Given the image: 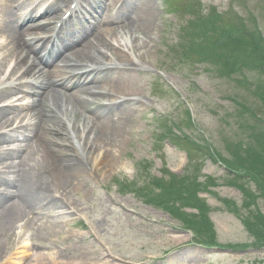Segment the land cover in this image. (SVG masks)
I'll list each match as a JSON object with an SVG mask.
<instances>
[{"label":"rangeland","instance_id":"1","mask_svg":"<svg viewBox=\"0 0 264 264\" xmlns=\"http://www.w3.org/2000/svg\"><path fill=\"white\" fill-rule=\"evenodd\" d=\"M117 1L107 0L113 6ZM146 1L154 7L146 30L138 27L137 19H113L118 40L114 38L112 43H120L139 65L130 71L128 82L122 83L129 87L123 99L142 105L129 131L113 147L106 148L111 162L97 171L88 164L79 184L75 182L63 192L67 207L75 214L73 220L61 232L44 239L32 241L25 236L20 241L0 240V264H264V167L262 163L257 165L261 150L255 149L258 141L264 143V125L253 123L257 109H248L252 105L253 109L264 110V86L255 71L244 70L246 73L234 76V81L228 80L211 62L179 59L174 47L180 42L190 6L203 7L204 12L216 8L219 13L231 8L238 16L249 18L250 33L264 38V0ZM138 3L132 8L138 9ZM99 30L102 33L103 29ZM0 37L6 36L0 33ZM99 43L95 42L88 56L87 51L78 56V61L95 64ZM20 47L29 61L24 44ZM104 50L111 56L109 48ZM12 54L13 50H0V56L5 57L1 69ZM116 67L122 71L130 66L119 63ZM82 69H74L72 74ZM261 82L264 85V78ZM70 92L58 89L50 98L48 92L41 93L52 110L57 103L66 113L68 108L77 109ZM21 96H12L16 105L21 104ZM79 99L88 100L91 109L105 103L83 94ZM187 104L194 127L185 113ZM119 109H115L116 116H121ZM26 113L21 112L16 123ZM13 115L7 117L13 119ZM64 120L71 133L75 118ZM171 133L207 143L211 157L195 152L191 159L190 147L184 141L170 139ZM163 136L167 137L160 138ZM35 150L31 147L30 152ZM102 152L97 151L94 159ZM253 153L257 159L254 162L249 158ZM191 160L197 162L196 166ZM224 166H231L237 176L230 178ZM167 170L180 177L190 175L197 183L190 194L194 199L188 202L192 206L188 205L185 212L198 218L184 220L179 212L183 204L179 202L157 208L146 203L163 195L151 187V182ZM189 223L194 226L187 227Z\"/></svg>","mask_w":264,"mask_h":264},{"label":"bare ground","instance_id":"2","mask_svg":"<svg viewBox=\"0 0 264 264\" xmlns=\"http://www.w3.org/2000/svg\"><path fill=\"white\" fill-rule=\"evenodd\" d=\"M119 2L120 0H118V4ZM18 3L17 10L14 9L6 14L8 18L4 32L0 29L9 40L8 46H2L0 50H13L12 57L16 59L23 57L24 54V51L20 50V42L24 43L26 50L34 47L43 52L42 42L39 39L29 38L33 34L34 28L30 24L28 12L24 10L26 0H19ZM133 3L125 0L121 4V17L137 19L138 27L146 30V25H151L154 7L146 0L139 2L138 9L127 5ZM63 4L62 0L50 4L47 6L46 13L50 11L53 14H58ZM0 7L4 9L5 5ZM2 17L4 18L3 14ZM98 22L103 29L100 34L98 33L100 28L95 26L93 27L97 28L96 30L74 31V33L79 36L95 33V42L96 44L101 42V45L100 49L96 51L98 53L96 58H93V54L90 55V58L96 62L94 66L102 68L89 73L86 77L77 78L68 75L67 70L71 69V65L62 67L63 64L58 63L59 54L53 51L51 52L55 55L48 56L44 62V66L49 69L47 71L48 79L45 80L39 91L48 92V98H50L55 97L54 94L58 89L71 91L74 88L70 95L75 100L77 109L71 111L68 108L65 113L62 111V106L56 103L55 107L53 106L57 110L55 112L46 104L44 95L39 91L34 92L35 99L29 105L33 109L31 117H29L30 122L28 121L29 123L24 127L14 130L11 128L15 120L7 116L8 112L16 113L18 110L10 105L8 108H0V162H7L5 167L0 169V188L7 187V190H10V192H4L0 189V240L2 241L10 242L13 239L20 241L25 236H29L33 241L36 238L44 239L53 232H61V228L66 226L67 222L72 221L75 215L67 207L69 203L65 201L63 192H66L75 182L79 184L80 177L86 174L88 164H92L91 168L97 171L112 161V156L106 152V148L113 147L125 137L129 131L131 120L142 107V105H138L139 103L134 104L133 100L123 99L129 94V87L122 83L128 82V76H131L130 71L135 70L139 65L132 61L120 43L117 45L112 43L111 40L114 41V38L118 40L117 30L113 26L114 20L100 15V18L94 19L93 23L98 24ZM95 42L88 47L87 56L93 45H96ZM104 47L110 49L111 56H107ZM140 58L141 56L138 57V59ZM100 59L104 60L98 61ZM106 60H108L107 63ZM117 61L127 63L130 67L123 68L121 71L116 67L119 64ZM113 62L117 64L111 66ZM3 85L4 79L0 76V86L3 87ZM1 88L0 103L4 96ZM82 94L94 99H101L105 103L99 105L98 108L91 109V103L88 100H77ZM110 102L111 104H108ZM117 108H120L119 115L121 116L115 115ZM82 111L88 116L84 117ZM61 116L66 120L69 117L75 118L71 133L66 121ZM32 122L34 123L32 124ZM71 122L72 119L69 120V123ZM7 129L11 130L6 133ZM19 138L28 141L27 144L32 147V150L36 149L34 154L9 148L10 143ZM97 151L103 152L100 157L94 159ZM30 162H34V165L31 166ZM15 169L18 171L16 176L10 178V173ZM19 202H22L23 205L20 206Z\"/></svg>","mask_w":264,"mask_h":264},{"label":"trees","instance_id":"3","mask_svg":"<svg viewBox=\"0 0 264 264\" xmlns=\"http://www.w3.org/2000/svg\"><path fill=\"white\" fill-rule=\"evenodd\" d=\"M188 13L194 16V20L189 23L188 27L180 35V43L175 48L179 59H189L190 61L196 59L200 64L211 62L210 65L217 66V69L220 72L223 71L224 77L228 79H232L239 74H245V71L248 73L255 71V73H258L260 84L262 87L264 86L261 82L262 78H264V38L248 31L250 30L249 25H251L248 20L235 14L232 9L223 14L217 13L216 10H211L207 15H204L201 7L197 9L190 6ZM233 31H236V33ZM255 58L257 59L256 61ZM262 102L264 103V101ZM253 117V123L259 126L264 125V110L262 108H259L253 114ZM170 135H173L177 141H184L190 147L189 154L192 158L195 152L211 157V148L207 143L193 140L187 135H175L173 133ZM256 148L261 150V153H258L259 162H257V165L262 163V167H264V143L258 141ZM254 154L249 155L253 162L257 161L253 157ZM236 157L239 159V156ZM228 167L232 168L231 166ZM194 184L197 185L195 180H192L189 175H185L183 178L170 176L168 181L153 179L151 187L160 191V194L162 193L163 195L159 196V199H151L147 203L155 204L159 207L165 203L179 202L184 205L179 206V212H181L184 220L185 218H198L182 212V209L188 207V202H192L194 199L193 195H190L193 193L192 185ZM146 188L147 186L143 188V192ZM189 206L192 205L190 204ZM186 225L187 227L188 225L190 227L194 226L192 223Z\"/></svg>","mask_w":264,"mask_h":264}]
</instances>
